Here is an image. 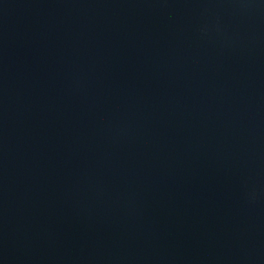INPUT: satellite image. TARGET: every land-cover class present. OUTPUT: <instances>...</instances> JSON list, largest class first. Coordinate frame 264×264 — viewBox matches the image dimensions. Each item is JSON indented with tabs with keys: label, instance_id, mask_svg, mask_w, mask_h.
Instances as JSON below:
<instances>
[{
	"label": "water",
	"instance_id": "95a60500",
	"mask_svg": "<svg viewBox=\"0 0 264 264\" xmlns=\"http://www.w3.org/2000/svg\"><path fill=\"white\" fill-rule=\"evenodd\" d=\"M0 264H264V0H0Z\"/></svg>",
	"mask_w": 264,
	"mask_h": 264
}]
</instances>
